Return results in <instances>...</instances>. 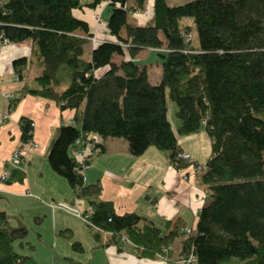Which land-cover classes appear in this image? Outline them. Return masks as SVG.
Listing matches in <instances>:
<instances>
[{
	"label": "trees",
	"instance_id": "16d2710c",
	"mask_svg": "<svg viewBox=\"0 0 264 264\" xmlns=\"http://www.w3.org/2000/svg\"><path fill=\"white\" fill-rule=\"evenodd\" d=\"M103 1L0 0V38L32 40L42 67L32 83L10 96L9 108L33 94L55 100L62 110L75 109L74 121L57 128L47 158L67 179L74 199L89 204L87 223L96 240L111 232L108 245L119 249L122 241L133 242L138 257L154 260L180 239L181 255L193 254L197 264H264V0H189L176 6L151 0L154 16L144 24L129 23V15L143 11L148 0H110L106 25L116 40L96 43L87 58L91 27L74 11L96 9ZM187 16L196 24L198 46L192 43L193 26L183 21ZM145 48L161 58L157 84L136 59ZM114 54L126 58L116 63ZM33 62L22 56L13 67L22 78ZM167 90L176 103L179 134L204 129L212 141L198 177L207 196L194 235H186L180 219L168 220L167 231L136 212L117 214L111 200L99 197V182L84 177L86 166L105 151V141L116 137L128 141L134 156L154 146L169 152L178 170L190 165L178 158L184 149L168 119ZM32 123L21 118L20 146L33 140ZM94 131L104 141L81 163L72 148ZM25 177L26 171L13 168L5 182ZM57 233L75 237L71 228ZM28 234L26 225H13L0 209V264H38L18 249H35ZM71 242L84 250L80 240Z\"/></svg>",
	"mask_w": 264,
	"mask_h": 264
},
{
	"label": "crops",
	"instance_id": "0c3cea01",
	"mask_svg": "<svg viewBox=\"0 0 264 264\" xmlns=\"http://www.w3.org/2000/svg\"><path fill=\"white\" fill-rule=\"evenodd\" d=\"M88 1V0H87ZM94 9L84 7L75 10L77 17L85 20L91 27L90 31L100 38L109 36V40H116L114 35L107 31L106 8L102 11L103 22L96 23ZM138 12H136L137 15ZM129 23L144 24L154 16V2L148 0L145 9L138 13ZM123 34V33H122ZM125 36V33L123 34ZM161 39L165 40L163 33ZM1 42V40H0ZM89 41L85 44V57L89 58L92 49ZM149 51L145 48L137 54V61L148 66L150 81L157 84L161 80V61L154 67ZM149 57L147 58V56ZM34 59L32 66L24 71L20 78L15 72L13 61L19 57ZM125 56L114 54L113 60L121 63ZM34 54L32 40L8 42L0 49V209L5 210L13 225H26L30 230L36 229L40 237L48 238L58 230L71 228L75 237L84 244L83 255L87 256L85 262L80 264H183L179 261L181 255V240L173 244L169 259H150L138 257V248L133 242L122 241L121 245H108L111 232H102L96 240L90 232L88 223L72 212L61 208H52L50 202H66L74 205V193L67 179L60 176L49 165L47 154L51 141L61 123H72L75 119V109L62 110L58 103L51 98L40 95L27 94L17 105L9 108V98L15 95L26 83H32L36 76L42 72V67L37 62ZM22 117H27L34 122L33 140L38 146L29 149L26 155L28 162L26 177L23 181L5 182L1 174L6 168L14 150L21 145ZM204 135L202 136L203 140ZM182 149L192 154V161L204 163L211 153L202 154L178 136ZM196 140V138H195ZM106 149L98 154L92 164L86 166L84 177L87 183L99 182V197L111 200L117 214H130L136 212L148 219L154 220L162 229H167L168 220L180 219L187 226L196 229L199 220V211L204 203V189L195 184L193 177L187 179L184 173L190 172V166L178 170L170 162V154L150 146L139 157L129 151V143L124 138H110L105 141ZM82 201V202H81ZM75 204L85 212L89 204L79 199ZM77 217L74 219L70 215ZM47 220V225L42 223ZM39 225V226H37ZM41 229V230H39ZM87 237L90 243L86 246L80 234Z\"/></svg>",
	"mask_w": 264,
	"mask_h": 264
},
{
	"label": "rangeland",
	"instance_id": "374dc122",
	"mask_svg": "<svg viewBox=\"0 0 264 264\" xmlns=\"http://www.w3.org/2000/svg\"><path fill=\"white\" fill-rule=\"evenodd\" d=\"M168 1H169L170 5L176 6V4H183L189 0H168ZM109 10L106 11V14H107L106 17H108V14L110 12ZM99 12H100V10H99ZM138 13H137V15H136V13H130L129 21L131 22L135 18L138 19V16H139ZM95 20H96V18H95ZM183 21L186 23L188 22L193 26L192 43H194L195 45L198 46L200 42H199V35L197 32L195 22L189 16H187L186 18H183ZM102 22H103L102 25H104V22H105L104 20L98 22V24H100ZM96 23H97V21H96ZM105 25H106V23H105ZM90 35H92V34H90ZM96 36L100 40L101 39L102 40H109L108 35L105 38H103V37L100 38L97 34H96ZM87 37L89 39L90 36L87 35ZM89 42L92 45H95V42L90 40V39H89ZM149 55H150V59L148 62H151L153 64V66L155 67L156 62L161 61V58L158 55V53L154 52V51H149ZM149 55L147 56V58L149 57ZM125 58H126V56H125ZM166 98H167L168 119L172 121L173 130H175L177 135L179 137H182V139L189 141V143L193 144L194 148H197L198 150L202 151V154L212 153V151H211L212 141L210 140L206 130L203 129V131L198 132V133H192V135H182V134L180 135L179 134V132L177 130V127L179 125V119L177 118V115H176V112H177L176 103L169 97V90L166 91ZM203 135H204L203 140H201ZM195 138H196V140H195ZM192 177H193L194 181L196 182V184H198L199 183L198 182V180H199L198 176L197 177L192 176ZM76 199H78L77 201H79V198H76ZM68 215H70V214H68ZM70 217H73L74 219L77 218V217H74L72 215H70ZM47 222L48 221L45 220V222L42 223V226H46ZM37 226H39V225H37ZM185 227H189V226H185ZM39 230H41V229H39ZM196 230H197V228L193 229V231H196ZM185 232H186V235H189L186 231V228H185ZM80 235L82 237H84L83 241H84V243H86V246L89 247V250H90L89 240H87V237L83 236L82 233ZM28 240L31 241L35 246V249L33 251H31L28 247H24L21 249L18 247V249L21 250L25 254H33L38 264H80V260L85 262V258L87 257V256L82 254L83 251H79L78 249L76 250L73 247V244L71 241L77 240L76 237L67 238V237H62L60 235H58V237H57V234H54V239H52L51 234H50V236L48 238H45V237H40L38 234V231L36 229H34V230L32 229L29 231ZM172 248H173V245H171L170 251L172 250ZM160 255L164 256L165 259L162 258L161 256L158 258H161L163 261H167L168 255L165 254V251H164V253H162ZM181 257H182V255L179 256V261L182 262L183 264H188V263H185L184 261H182Z\"/></svg>",
	"mask_w": 264,
	"mask_h": 264
},
{
	"label": "built area",
	"instance_id": "2783aa9c",
	"mask_svg": "<svg viewBox=\"0 0 264 264\" xmlns=\"http://www.w3.org/2000/svg\"><path fill=\"white\" fill-rule=\"evenodd\" d=\"M110 5V0H104L102 2V4L100 5V7L94 9L93 14L96 18L97 22H100L103 20V15H102V11L104 9H106L108 6ZM100 10V12H99ZM90 40L94 41L95 44L99 43L101 41H103L102 39L100 40L96 34L92 33V35H90L89 37ZM0 42V49L2 48L3 44L8 43L9 41L5 38V39H1ZM34 125V122L32 123ZM103 137L101 134H99L98 132H92L89 133L88 139L83 141L81 139H78L76 142V145L72 148V154L74 155V157H77L78 160L82 163L84 162L86 159L90 158V155L93 151L98 150L99 148V144H101L103 142ZM38 146V143H36L34 140L30 141L26 146H19L17 147L14 152L12 153L10 159L7 161L8 162V167H6L4 169V171L1 174V180L5 181L8 178V175L10 174L11 169L13 168H20L23 171H26L27 173V159H26V155L29 149H32L34 147ZM178 158L181 160H184L186 162H190V167L192 168L190 170V172H186L183 173L185 178H190L192 176L195 177H199L200 172L204 171V169L206 168V164L205 163H201V162H195L192 161V154L186 150H182L179 154H178ZM192 164V165H191ZM196 184V182H195ZM198 185V184H196ZM204 201L206 199L207 194L204 193ZM49 205L54 209L56 207L61 208L63 210H67L72 212L75 216H79L81 217L85 222L88 221V212L85 214L83 211H81L77 204L75 205H69L66 202H50ZM186 231L189 235H194L196 233V231H193V228L190 227H185ZM124 239V238H123ZM126 240V239H124ZM171 249V246H166L164 247L165 254H167ZM161 256V255H160ZM162 258H164V256H161ZM182 261H184L185 263H195L197 264L196 257L191 254L190 256H182ZM165 259V258H164Z\"/></svg>",
	"mask_w": 264,
	"mask_h": 264
}]
</instances>
